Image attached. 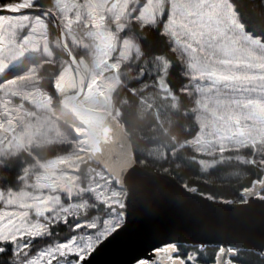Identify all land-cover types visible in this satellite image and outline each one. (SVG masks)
Instances as JSON below:
<instances>
[{
    "label": "rangeland",
    "instance_id": "obj_1",
    "mask_svg": "<svg viewBox=\"0 0 264 264\" xmlns=\"http://www.w3.org/2000/svg\"><path fill=\"white\" fill-rule=\"evenodd\" d=\"M130 2L51 0L49 4L64 39L88 75L78 99L80 107L109 112L121 124L111 110L110 94L118 79L110 72L120 61L139 56L129 32L133 22H160L186 78L182 88L198 122L192 145L204 156V166L224 157L226 150L246 147L251 160L261 162L264 170V40L245 29L231 0ZM48 19L51 21L36 12L0 14V159L59 141L69 142L75 153L40 163L32 181L20 189L0 191V252L9 244L12 254L26 250L19 264H81L124 223L128 193L124 180L132 184L135 175L120 168L119 155L112 157L118 168L94 161L90 155L69 169L54 164L86 150V131L74 117L66 119L55 108L48 90L34 82L37 62L52 58L54 47L58 48V38L56 42L48 35ZM16 63L18 66L10 68ZM60 65L57 89L61 106L76 91V79L68 60ZM82 164L87 165L86 186L77 172ZM153 186H142L146 194L139 197L138 204L147 205L156 198ZM263 187L264 174L241 191L240 203L264 198ZM186 191L217 201L195 189L186 187ZM97 203L104 208L101 212ZM67 220L73 223L65 238L50 236L36 242L49 235L55 224ZM176 244H162L132 264H185L176 253ZM253 249L262 253L264 246ZM234 251L233 246H220L210 264H234L230 259Z\"/></svg>",
    "mask_w": 264,
    "mask_h": 264
},
{
    "label": "trees",
    "instance_id": "obj_2",
    "mask_svg": "<svg viewBox=\"0 0 264 264\" xmlns=\"http://www.w3.org/2000/svg\"><path fill=\"white\" fill-rule=\"evenodd\" d=\"M140 1L131 0L130 4ZM50 2L33 0L32 5L48 8ZM231 2L245 29L264 40V0ZM12 3H24V0H0V6ZM134 23L129 32L137 42L139 56L122 60L114 72L110 70L118 79L110 96L112 113L118 115L135 160L144 169L172 177L183 186L195 189L218 202L239 203L241 191L262 178L264 170L261 162L252 161L250 150L245 147L226 150L224 157L204 166V156L192 145L198 132V122L190 109L188 95L182 88L186 78L179 58L170 47L160 22L141 25ZM48 35L57 42L56 29L50 20ZM59 46L58 41V48L54 47L52 58L40 59L33 73L34 82L53 96L57 110H60L57 82L63 69L60 64L68 60ZM71 51L77 57L75 51ZM16 66L17 63L10 68ZM63 115L66 119L71 117ZM61 143L52 142L2 157L0 191L8 193L20 189L25 182L32 181L40 163L75 153V149L68 145L69 142ZM86 166L82 164L77 170L82 186H86ZM261 193L264 195V187ZM86 194L89 195L88 192ZM96 205L99 212L104 209L101 204ZM72 223V220H67L64 224H55L49 235L36 239V242L41 243L50 236L51 239L65 238L70 233ZM176 245V253L185 264L213 263L220 247L205 245L201 248L186 243ZM8 246L0 252V264H19L26 250L12 254ZM230 259L234 264H264V252L237 247Z\"/></svg>",
    "mask_w": 264,
    "mask_h": 264
},
{
    "label": "water",
    "instance_id": "obj_3",
    "mask_svg": "<svg viewBox=\"0 0 264 264\" xmlns=\"http://www.w3.org/2000/svg\"><path fill=\"white\" fill-rule=\"evenodd\" d=\"M11 6L19 9H11ZM17 12L42 13L51 18L60 46L67 55L76 79V91L68 107L61 105L60 111L82 121L87 129L85 118L101 123L114 138L119 150L110 153L109 161H98L118 168L112 157L119 155L122 159L119 162L120 168H126L135 175L132 184L124 180L128 191L124 223L106 237L81 264H132L145 253L166 243H204L251 249L264 246V198L244 203L207 200L187 192L172 177L141 167L115 116L76 105L85 90L88 75L69 49L55 13L47 7L19 3L0 6V14ZM146 183L154 184L152 191L157 196L149 204L141 205L138 201L141 195L146 194L142 187Z\"/></svg>",
    "mask_w": 264,
    "mask_h": 264
},
{
    "label": "bare ground",
    "instance_id": "obj_4",
    "mask_svg": "<svg viewBox=\"0 0 264 264\" xmlns=\"http://www.w3.org/2000/svg\"><path fill=\"white\" fill-rule=\"evenodd\" d=\"M71 97L68 96L65 99L63 104L65 107H68ZM79 102L77 101V106H80ZM85 122L88 127L85 143L86 150L79 152L77 155L74 154V158H59L55 160V165L69 169L75 166L81 159L86 158L87 155H90L94 161L98 159L109 161L110 153L119 150L116 141L101 123L91 118H85Z\"/></svg>",
    "mask_w": 264,
    "mask_h": 264
}]
</instances>
